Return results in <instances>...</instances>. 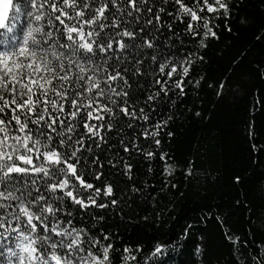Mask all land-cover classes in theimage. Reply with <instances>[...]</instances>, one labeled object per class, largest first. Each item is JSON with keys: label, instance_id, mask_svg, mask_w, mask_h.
Returning a JSON list of instances; mask_svg holds the SVG:
<instances>
[{"label": "snow or ice", "instance_id": "obj_1", "mask_svg": "<svg viewBox=\"0 0 264 264\" xmlns=\"http://www.w3.org/2000/svg\"><path fill=\"white\" fill-rule=\"evenodd\" d=\"M221 11L229 14L227 0H0V264H117V254L118 264H149L175 243L157 242L138 260L142 246L115 248L106 230L74 220L80 210L117 204L101 169L121 165L131 179L121 150L149 160L160 153L171 175L158 138L168 121L151 123L146 107L175 89L184 94L193 53L165 54L153 32L178 36V21L207 47L219 18L208 14ZM225 239L247 246L228 232ZM247 264H264V246Z\"/></svg>", "mask_w": 264, "mask_h": 264}, {"label": "trees", "instance_id": "obj_2", "mask_svg": "<svg viewBox=\"0 0 264 264\" xmlns=\"http://www.w3.org/2000/svg\"><path fill=\"white\" fill-rule=\"evenodd\" d=\"M227 2V16L223 11L208 14L219 18L210 25L216 38L204 39L207 47H200L201 36L184 34L178 21V36H170L167 28L153 32L165 54L172 51L183 58L193 53L184 94L175 89L150 102L151 110L146 107L151 123L168 121L158 138L171 175L160 153L149 160L121 150L132 166L131 179L121 165L101 169L114 184L117 204L80 210L74 220L79 226L106 230L115 248L142 246V252L135 253L138 260L157 242H175L149 264H237L236 248L246 254L247 264V255L264 246V0ZM151 79L137 77L141 84ZM252 144L259 150L253 152ZM117 148L105 155L111 157ZM156 149L154 144L149 148ZM76 211L74 206V215ZM90 213L103 219L93 225ZM225 232L247 246L234 248Z\"/></svg>", "mask_w": 264, "mask_h": 264}]
</instances>
